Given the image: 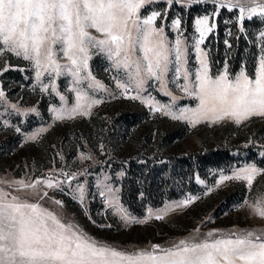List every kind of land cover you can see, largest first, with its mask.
Wrapping results in <instances>:
<instances>
[{
  "label": "rangeland",
  "instance_id": "374dc122",
  "mask_svg": "<svg viewBox=\"0 0 264 264\" xmlns=\"http://www.w3.org/2000/svg\"><path fill=\"white\" fill-rule=\"evenodd\" d=\"M191 8L199 9L202 14L194 18L189 28L182 21V12ZM220 10L211 0L202 3L173 0L171 5L167 0H151L141 9V16L150 15L153 11L159 12L156 26L163 27L164 35L173 42L178 33L172 22L177 18L181 20L182 38L188 46L186 68L194 79L200 67L199 54L194 47V37L198 35L195 32V20L207 15L210 24L215 25L217 15L213 16V13H219ZM253 20L259 21L255 37L258 49H261L260 33L264 32V22L258 16L251 20L246 17L244 21ZM92 34L98 35L94 30ZM205 43L201 48L205 50L208 62ZM92 52L89 68L96 79L106 86L107 91L88 90L90 95L102 103L94 106L89 116H76L70 120H56L52 109L64 105L60 100L61 95L65 97L68 106L75 104L71 76L62 74L54 81L56 91L49 89L45 92L30 62L7 52L0 56V90L5 94L0 99V189L24 199L27 197L22 191H17L13 182L23 180L35 183L51 177L53 183H61L55 188L38 185V192H47L48 195L28 198L29 202L39 203L42 208L59 214L62 220L77 225L81 231L100 243L127 252L150 250L152 245L172 247L182 239L191 240L194 235L203 238L210 231L225 235L264 231V220L253 215L244 205L245 200L251 201L258 192H264V175L257 176L251 191L242 181L219 184L221 175H232L247 166H255L264 172V118L253 117L240 125L226 120L218 124L201 123L196 127L185 121L173 120L170 116L150 109L140 100L125 98L121 89L116 87L117 79L122 74L112 68L104 54L96 50ZM61 62L67 63L63 60ZM235 75L229 74V77ZM41 79L45 83L49 82L47 75ZM182 83H185L182 76L176 79L173 72L169 73L168 90L177 97L175 101L165 95L155 81L148 82V90L142 95H150L161 105H172L177 111L180 108L197 107L198 100L180 91L179 85ZM129 95H135V91L129 92ZM33 108L35 112L30 111ZM125 113L136 115L137 119L144 115L143 125L150 127L154 137L159 125L164 128V132L174 131L176 126L183 129L184 134L179 140L162 145L160 152H157L158 143L154 140L149 143L146 141L151 138L147 127L125 131V126L115 123ZM114 124L115 128L111 129ZM230 132L240 135L235 137L236 141H240L236 147L243 150L231 153L234 157L232 163L205 172L202 178L195 177L194 187H189L188 179H184L180 171L176 170L178 164L172 159L178 161L190 153L204 151L219 139H228ZM32 136H36V139L30 140ZM82 155L90 156L91 159L83 160ZM130 163L149 164L151 178L162 179L159 185L167 195L161 204L146 200L141 194L137 202L122 200V187L128 177ZM10 184L12 187H9ZM105 184L114 190L119 205L133 220L146 222L127 224L119 215L114 214L113 208L101 195ZM80 187L84 189L83 203L79 198ZM189 197L197 199L186 208L170 212L163 220L148 218L149 210L156 212ZM56 200L61 201L63 207L56 205Z\"/></svg>",
  "mask_w": 264,
  "mask_h": 264
},
{
  "label": "snow or ice",
  "instance_id": "6c2138e0",
  "mask_svg": "<svg viewBox=\"0 0 264 264\" xmlns=\"http://www.w3.org/2000/svg\"><path fill=\"white\" fill-rule=\"evenodd\" d=\"M150 2L0 0V56L7 52L30 62L45 92L49 89L56 91L54 81L62 74L72 77L75 104L68 106L61 95L64 105L52 109L56 120L89 116L93 107L102 103L88 91H107L89 68L92 50L104 54L112 68L122 74L116 87L121 89L125 98L140 100L150 109L173 120L185 121L196 127L201 123L218 124L226 120L240 125L253 117L264 118V54L260 56L254 77L242 70L230 78L226 69L213 77L201 45L215 25L210 24L207 15L196 18L195 32L198 35L194 37V47L199 54L200 67L192 79L186 68L188 46L182 38L181 20L177 18L172 22L178 34L174 42L170 41L164 35L163 27L156 26L159 12L141 16V9ZM190 2L202 3L205 0ZM167 3L171 5L173 0H167ZM211 3L218 9L237 11L241 31L246 17L251 20L258 16L264 22V0H211ZM218 14L214 12L213 16ZM92 30L98 35H93ZM260 36L264 52V32ZM62 60L67 63H62ZM170 72L176 79L183 77L185 83L179 85L180 91L198 100L197 107L177 111L172 105H161L150 95H142L148 90V82L155 81L165 95L175 101L177 97L168 90ZM45 75L48 83L41 79ZM132 91L135 95H129ZM4 95L0 90V99ZM30 111L35 112L36 109ZM29 139L35 140L36 136ZM81 159L91 157L82 155ZM259 175H264V172L255 166H247L232 175H221L219 184L242 181L251 191ZM74 178L75 174L72 175ZM13 183L17 191H22L27 198L22 199L0 189V264H264V231L227 235L210 231L203 238L194 235L191 240L182 239L168 248L152 245L150 250H118L89 237L77 225L62 220L59 214L42 208L39 203L29 202L28 198L48 195L47 192L39 193L38 185L55 188L61 182L53 183L49 177L35 183L23 180ZM78 190L83 203L84 189L80 187ZM113 192L105 184L101 195L113 208L114 214L127 224L146 222L133 220L119 205ZM196 199L189 197L156 212L149 210L148 218L163 220L170 212L186 208ZM54 203L63 207L59 200ZM244 205L253 215L264 220V192H258L251 201L245 200Z\"/></svg>",
  "mask_w": 264,
  "mask_h": 264
},
{
  "label": "trees",
  "instance_id": "16d2710c",
  "mask_svg": "<svg viewBox=\"0 0 264 264\" xmlns=\"http://www.w3.org/2000/svg\"><path fill=\"white\" fill-rule=\"evenodd\" d=\"M201 14L199 9L191 8L188 11L182 12V21L186 22L190 28L194 18ZM258 25L259 21L257 20L244 21V30L241 31V24H239L236 11H228L225 9L219 11L215 20V29L205 43L209 68L212 75H217L223 69H226L232 76L242 69L250 77L254 75L256 62L260 55L264 54L262 48L258 49L255 37ZM43 112L45 113L46 111L43 110ZM144 117L142 115L137 119L136 115L125 113L121 117H118L115 123L121 124V127L125 126V131H129L135 127H147L148 134L151 138L146 141L149 143L151 140H154L153 142L158 143L157 152H160L163 147L162 145L171 144L175 140H179L182 134H184V130L176 126L174 127V131L164 132V128L157 124L159 126L156 128L157 134L154 137L152 136L150 127L148 128V125H143V122H145ZM114 128L115 124L112 125L111 129ZM236 136L239 137L240 135H234L230 132L228 139H219L209 147H206L204 151L190 153L178 161L172 159L178 164L176 170L180 171L184 179H188L189 187H194L195 177L202 178L205 172L219 169L233 162L234 157L231 156V153L235 150H243L236 147V144L240 142L236 141ZM127 170L128 177L125 179L122 187V200L124 202L127 199L137 202L139 194L143 195L146 200L156 201L157 204H161L165 200L167 194L165 191H162L161 185H159L162 179L151 178L152 172L149 171V164L136 165L130 163Z\"/></svg>",
  "mask_w": 264,
  "mask_h": 264
}]
</instances>
